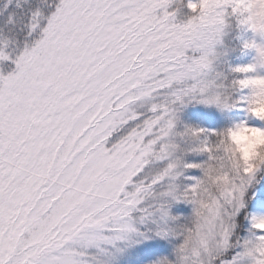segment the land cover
Here are the masks:
<instances>
[{"label":"snow or ice","instance_id":"snow-or-ice-1","mask_svg":"<svg viewBox=\"0 0 264 264\" xmlns=\"http://www.w3.org/2000/svg\"><path fill=\"white\" fill-rule=\"evenodd\" d=\"M256 80L264 0H0V264H264Z\"/></svg>","mask_w":264,"mask_h":264},{"label":"clouds","instance_id":"clouds-1","mask_svg":"<svg viewBox=\"0 0 264 264\" xmlns=\"http://www.w3.org/2000/svg\"><path fill=\"white\" fill-rule=\"evenodd\" d=\"M253 84L264 90V81L256 80ZM255 111L264 115V99L257 101ZM231 140L243 157L255 155L256 149L264 145V129L243 127L232 132Z\"/></svg>","mask_w":264,"mask_h":264},{"label":"trees","instance_id":"trees-1","mask_svg":"<svg viewBox=\"0 0 264 264\" xmlns=\"http://www.w3.org/2000/svg\"><path fill=\"white\" fill-rule=\"evenodd\" d=\"M250 57H252V54L249 55H242L240 53L237 54L235 59H230L232 64H241V63H248L250 62ZM241 58H243L241 60ZM182 120L185 123H189V124H200L203 127H208L210 122H211V118L209 116V113H206L203 110L200 109H193V107L189 106L187 109H185V111L182 113ZM153 250L159 251V252H167L168 251V246L166 245V243H159V244H153L150 246ZM145 249L143 247H140L138 249H134L133 251H131L126 259V261L130 264H140L141 261V257L144 254ZM134 260L136 263H134ZM133 262V263H132Z\"/></svg>","mask_w":264,"mask_h":264},{"label":"rangeland","instance_id":"rangeland-1","mask_svg":"<svg viewBox=\"0 0 264 264\" xmlns=\"http://www.w3.org/2000/svg\"><path fill=\"white\" fill-rule=\"evenodd\" d=\"M235 36H236V34L233 33V34L228 38L230 44H233V45H234L235 43H237V41L235 40ZM240 53H241V52H239V51H233V52L230 54L229 59H235L236 56H237V54L240 55ZM252 55H253V54H252ZM236 59H237V58H236ZM242 59H243V58H241V60H242ZM250 59H252V57H250ZM191 107H193V109H200V110H203V111H205L206 113H215V112H216L215 109H212V108H206V107L201 106V105H196V106H191ZM127 257H129V256L127 255V256L123 257V258L120 260V264H130V263H128V262L126 261ZM132 263H133V262H132ZM134 263H136L135 260H134Z\"/></svg>","mask_w":264,"mask_h":264}]
</instances>
